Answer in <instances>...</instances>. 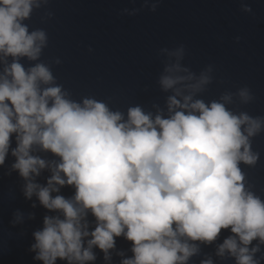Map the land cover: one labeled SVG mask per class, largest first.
I'll use <instances>...</instances> for the list:
<instances>
[{"label":"clouds","instance_id":"obj_1","mask_svg":"<svg viewBox=\"0 0 264 264\" xmlns=\"http://www.w3.org/2000/svg\"><path fill=\"white\" fill-rule=\"evenodd\" d=\"M49 3L0 0V170L44 210L27 249L33 264H264V198L243 171L257 165L253 139L264 133V115L242 110L251 89L205 99L214 66L193 71L179 44L156 53L162 104L76 98L54 74L61 60L42 58L47 31L26 23L41 9V23L51 20ZM159 6L142 0L119 15ZM239 10L253 14L246 0ZM35 218L17 208L9 228Z\"/></svg>","mask_w":264,"mask_h":264},{"label":"water","instance_id":"obj_2","mask_svg":"<svg viewBox=\"0 0 264 264\" xmlns=\"http://www.w3.org/2000/svg\"><path fill=\"white\" fill-rule=\"evenodd\" d=\"M246 2L253 9L251 15L240 12V0H160L156 12L144 9L129 17L119 15L120 11L139 8L142 0H50L51 20L41 23L45 11L41 9L26 23L30 30L47 31L49 45L42 58L61 60L54 74L76 98L86 94L110 97L120 107L151 101L162 104L163 95L155 83L162 65L156 53L183 44L187 51L184 62L193 71L214 66V82L205 99L247 85L255 100L242 110L257 116L264 115V0ZM237 36L238 44L234 42ZM253 150L260 153L257 165L242 168L253 189L264 198V133L253 139ZM63 193L69 195L70 191L64 189ZM30 203L20 195L16 175L4 176L0 170V264H33L27 249L44 210H32ZM17 208L34 211L35 220L9 228ZM226 235L222 232L221 241ZM117 247L126 250L129 245L118 239ZM212 251V247L203 249V253ZM199 259L193 258L191 264H199ZM97 264H102L100 259Z\"/></svg>","mask_w":264,"mask_h":264}]
</instances>
